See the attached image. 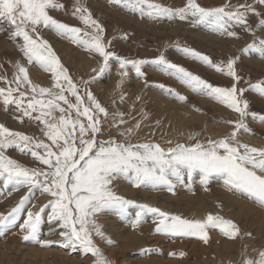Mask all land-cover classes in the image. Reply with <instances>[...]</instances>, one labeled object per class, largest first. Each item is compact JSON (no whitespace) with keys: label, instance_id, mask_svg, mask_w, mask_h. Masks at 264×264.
<instances>
[{"label":"snow or ice","instance_id":"6c2138e0","mask_svg":"<svg viewBox=\"0 0 264 264\" xmlns=\"http://www.w3.org/2000/svg\"><path fill=\"white\" fill-rule=\"evenodd\" d=\"M109 2L140 18L190 19L196 26L233 38L239 36L234 30L237 26L254 35V29L248 22V13L261 16L248 3L203 7L197 0H186L184 6L173 8L156 0ZM258 3L264 5V0H258ZM59 8H63V5L58 0H0V18H6L14 26L10 39L21 41L19 49L27 63L38 64L45 72L51 73L54 80L51 87L33 83L28 67L20 62L15 64L13 81L0 77L9 85L0 87V98L5 110L7 106L14 105L15 110L21 113L17 117L21 122L24 117H28L43 125L41 133L44 137L38 139L12 131L0 123V179L5 182V187L11 186L12 190L28 189L27 194L7 213L0 212V236L19 227L24 241H33L44 247L54 243L64 248L79 247L85 254L91 253L96 258L94 264H111V261L95 243L93 234L105 239L109 245L114 244L105 237L96 222L100 213H113L134 229L144 222L146 215L152 214L156 233L173 237H197L205 244L209 241V229H219L232 239L239 236L240 228L219 215L209 213L205 219H187L128 199L114 190V182L123 179L135 188L173 192L177 184H184L186 180L191 182L199 174L205 191L209 190L210 181L220 180L229 192L243 195L264 207V147L250 146L238 139L241 130L251 131L245 122L246 117L251 115L253 119L264 122V115L249 112V101L243 96L246 90L236 86L241 79L236 71L239 57L215 62L193 48L176 46L183 55L235 81L230 87L214 86L200 75L169 61L163 53L151 60L118 56L108 50L103 40L102 25L85 6L78 3L73 10V15L78 16L85 28L63 23L49 14L50 9ZM258 26L264 29V18L259 20ZM41 28L54 30L85 50L98 53L103 59L98 69H92L96 75L89 81L82 80L77 84L50 43L40 37ZM242 52H254L264 59V39H254ZM110 60L119 66L121 83L128 76L129 68L134 70L136 77L144 78L146 74L142 71L143 66L152 65L194 93L226 105L239 114L240 119L223 121L233 125V130L223 138L209 139L207 143H176L169 147H162L152 141L132 143L129 137L140 128L139 122L134 128L128 127L120 132L124 138L122 141L99 139L104 135V125L109 119L117 129L126 123L124 113L110 114L108 108L88 90V84L110 71ZM13 83L15 87L11 86ZM81 86L84 88L83 94ZM155 86L181 102L187 100V97L163 83ZM249 90L264 98V80L250 84ZM70 97H74L75 102ZM57 111L60 114L58 117L54 115ZM168 144L172 142L168 141ZM12 147L22 153L27 151L44 167H28L6 156L5 151ZM36 188L50 199L35 211L32 210L36 208L34 204L26 209ZM46 209L50 210L47 221L55 223L60 229L59 236L62 239L59 241L41 240V225L45 222ZM142 251L147 254L153 249ZM179 255L183 257L185 253L180 252ZM244 264H264V250L257 252V258L246 259Z\"/></svg>","mask_w":264,"mask_h":264},{"label":"rangeland","instance_id":"374dc122","mask_svg":"<svg viewBox=\"0 0 264 264\" xmlns=\"http://www.w3.org/2000/svg\"><path fill=\"white\" fill-rule=\"evenodd\" d=\"M58 2L63 8L50 9L49 14L71 26L85 28L78 16L73 15L78 3L91 11L93 18L104 29L103 40L108 45V50L114 51L118 56L151 60L163 53L169 61L200 75L214 86L230 87L235 81L183 55L176 46L193 48L208 55L215 62L239 57L236 71L241 79L236 86L246 90L243 96L249 101V112L264 115V98L249 90L250 84L264 80V59L254 52H242L254 39H264V29L258 26L259 20L264 18V5L259 4L258 0H197L203 7H220L226 4L237 6L248 3L261 13V16L248 13V22L255 34L237 26L234 29L239 34L237 38L222 36L203 26H196L190 19L140 18L137 14L111 4L109 0H58ZM156 2L178 8L184 6L186 0ZM13 29L14 26L6 18H0V77L13 81L16 73L15 64L20 62L28 67L33 83L51 87L54 83L52 74L45 72L36 63L28 64L19 49L21 41L10 39ZM39 35L50 43L77 84L82 80L89 81L96 75L92 69H98L103 59L98 53L85 50L54 30L41 28ZM109 64L110 71L88 84V90L108 108L110 114L124 113L123 119L126 123L117 129L112 126L109 119L104 125V135L99 139L114 138L122 141L124 138L120 136V132L128 127L134 128L139 122L140 128L129 137L132 143L152 141L161 144L162 147L174 146L176 143L191 145L197 141L207 143L209 139L223 138L233 130V125L223 121L240 119L239 114L226 105L194 93L152 65L143 66L142 71L146 74L144 78L136 77L134 70L129 68L128 76L121 83L118 64L114 60H110ZM159 83L175 89L187 97V100L181 102L168 95L155 86ZM8 86L5 79H0V87ZM11 86L15 87V84ZM80 91L81 94L84 93L83 86ZM70 99L75 102L74 97ZM20 115L14 105L7 106L5 110L0 98V123L12 131L44 139L41 133L43 125L28 117H24L21 122L17 119ZM54 115L58 117L60 114L57 111ZM245 122L251 131L241 130L238 139L250 146L264 147V122L253 119L251 115L245 118ZM168 141L172 144L169 145ZM5 155L28 167H44L27 151L22 153L15 147L8 148ZM114 186L119 195L183 218L205 219L209 213L219 215L233 221L240 228V235L232 239L223 235L219 229H209V241L205 244L197 237H173L156 233L155 217L152 214L146 215L144 222L134 229L113 213H100L96 217V222L101 226L105 237L110 238L114 244L109 245L105 239L95 234L93 239L111 264H244L246 259L257 258V252L264 250V207L243 195L229 192L220 180L210 181L208 191H205L200 183L199 174L195 175L191 182L186 180L184 184H177L173 192L166 189L135 188L123 179L115 181ZM27 192V188L15 191L11 186L5 187V182L0 179V212L7 213ZM49 199L48 195L41 194V189L36 188L26 209L34 204L36 208L32 210L35 211ZM49 212V209L45 210L41 240L59 241L62 239L59 236L60 229L55 223L47 221ZM149 248L153 251L147 254L142 251ZM180 252L185 255L181 257ZM171 253L176 255H170ZM95 259L91 253L85 254L79 247L64 248L59 243L44 247L33 241H24L19 227L10 229L0 236V264H94Z\"/></svg>","mask_w":264,"mask_h":264}]
</instances>
